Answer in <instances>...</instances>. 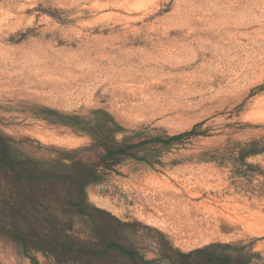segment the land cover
Wrapping results in <instances>:
<instances>
[{"label": "rangeland", "instance_id": "1", "mask_svg": "<svg viewBox=\"0 0 264 264\" xmlns=\"http://www.w3.org/2000/svg\"><path fill=\"white\" fill-rule=\"evenodd\" d=\"M0 139L89 181L0 264H264V0H0Z\"/></svg>", "mask_w": 264, "mask_h": 264}, {"label": "trees", "instance_id": "2", "mask_svg": "<svg viewBox=\"0 0 264 264\" xmlns=\"http://www.w3.org/2000/svg\"><path fill=\"white\" fill-rule=\"evenodd\" d=\"M88 182L75 189L74 177L59 175L42 163L17 161L0 139V224L26 250L42 251L59 262L67 255L75 259L70 244L77 240L67 234L72 229L68 217L73 207L81 206L77 199Z\"/></svg>", "mask_w": 264, "mask_h": 264}]
</instances>
